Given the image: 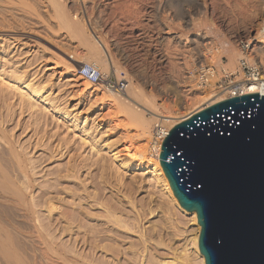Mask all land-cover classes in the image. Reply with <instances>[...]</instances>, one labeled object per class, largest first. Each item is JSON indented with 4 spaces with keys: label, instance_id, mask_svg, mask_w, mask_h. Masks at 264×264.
Returning <instances> with one entry per match:
<instances>
[{
    "label": "rangeland",
    "instance_id": "374dc122",
    "mask_svg": "<svg viewBox=\"0 0 264 264\" xmlns=\"http://www.w3.org/2000/svg\"><path fill=\"white\" fill-rule=\"evenodd\" d=\"M177 1L60 2L67 7L68 16L84 25L105 61L110 56L113 66L105 70L94 62L89 64L106 76L127 80L125 92L112 93L102 84H98L101 90H94L96 84L78 76L77 66L86 64L83 46L62 26L51 5L41 6L34 0H0V28L6 34L0 38V76L19 74L21 81L35 82L47 98L42 112L21 108L18 96H10L0 86V127L8 131L7 136L11 135L19 148L24 145L22 149L29 159H34L37 183L42 185L37 186L55 190L47 203L54 208L51 214L63 215V221H67L61 223L71 227L55 234L58 238L54 247L63 248L69 256L76 254L74 257L84 264L139 260L144 242V264H159L158 259L163 258L173 261L171 264H199L192 244H188L186 254L179 251L181 238L196 233V223L178 212L166 196H161V203L159 188L149 181L145 170L133 169L137 161L129 159L126 151L118 153L121 159H129L125 168L112 159L110 150L129 145L128 136L135 132V126L111 106L104 91L124 97L133 109L151 118L144 148L150 157L148 141L157 121L150 111L178 117L190 109L207 106L205 95L225 94L218 86L225 74V79H242L238 74L241 41L253 47L250 61L255 60L264 73V49L256 50L258 42L253 39L262 22L264 0H205V5L183 17L176 5L186 3ZM96 35L107 52L98 45ZM199 36H205L207 43H198ZM164 57L166 61L162 62ZM200 64L213 68L211 85L200 82ZM190 70L195 77L188 76ZM129 89H134L137 96ZM180 101L187 107L179 106ZM105 139L109 143L101 146ZM93 142L101 146L102 160L93 154ZM186 230L188 234L184 235ZM37 257L35 264H67L46 254L38 253Z\"/></svg>",
    "mask_w": 264,
    "mask_h": 264
},
{
    "label": "water",
    "instance_id": "95a60500",
    "mask_svg": "<svg viewBox=\"0 0 264 264\" xmlns=\"http://www.w3.org/2000/svg\"><path fill=\"white\" fill-rule=\"evenodd\" d=\"M159 160L195 210L205 264H264V95L215 102L174 125Z\"/></svg>",
    "mask_w": 264,
    "mask_h": 264
},
{
    "label": "bare ground",
    "instance_id": "6f19581e",
    "mask_svg": "<svg viewBox=\"0 0 264 264\" xmlns=\"http://www.w3.org/2000/svg\"><path fill=\"white\" fill-rule=\"evenodd\" d=\"M8 1H12V0H8ZM35 1L38 2L39 5H41V4L43 5V3H44V4H47V6H48V4H49L53 7V10L55 9L57 14L55 12H54V14H55V16L57 15L56 17L59 18L58 20L60 21L62 26L65 29L69 30L73 34V36L83 46L84 60L86 61L87 64H89V62H94L99 67H101L102 69H105V70H107V68H109V67L111 68L113 66V63H112L109 55H108V61L107 60L105 61L103 55L99 51H97V48L95 46L94 41L91 39V36L90 37L87 36L88 32L86 31L84 25L78 21H74L70 16H68L69 13H67L68 12L67 7L65 8V6H63V4H61L63 0H34V2ZM65 1H67V0H65ZM174 1L176 2V0H174ZM178 1H177V3H178ZM184 1L185 2H183V3L184 4L186 3V5H187L186 8L184 7L186 5H184V6H182V4L179 6L176 5V8L177 7L180 8V9L177 8V11L179 10L178 14L181 17L190 14L192 9L198 10L199 5H201V4L205 5V0H184ZM38 3H37V5H38ZM180 3H182V2H180ZM261 21H262L261 23L259 22L260 23L259 27L256 28L258 30H256L255 36L253 38L258 42L257 45L255 44L256 48L255 47L254 48L256 50H259V51H262L264 49V10L262 12ZM177 25L179 26L180 24L178 23ZM180 26H179V28H181ZM169 29H170V27H169ZM5 35H6L5 29L0 28V38L4 37ZM96 37L98 39V41H97L98 45L100 47H102L104 49V51L106 50V52H107L105 45L101 42V40L99 39V37L97 35H96ZM199 39H200V41L198 43L201 44V42H203V41L205 42V40L207 38L205 36H199ZM206 43H207V40H206ZM208 43H210V42H208ZM201 45H203V44H201ZM206 45L207 44H204L205 47H207ZM253 51H254V49H253ZM161 60H162V62L166 61L165 57ZM200 65H201V68L203 69L202 72L204 73L203 77H201L202 81L206 82L208 85H211L212 81L214 80L213 71H212L213 68L210 66L208 69H204L205 66L203 64H200ZM0 75H1V73H0ZM18 75L19 74H17L16 77H10V78H9V76H8V78H6L7 77L6 76L5 77L6 79L3 78L4 76L3 77L0 76L1 89L4 90L6 93L10 94V96L12 94H15L12 96L17 95L18 100H16V101L17 102L19 101L17 103V105L20 104L21 108H26V109H27V107H28V109L37 108V110L38 109H39V111L41 110L40 112H42V110L44 111L45 107L43 105L47 104V101H46L47 98L43 97L41 95L40 87L38 85L34 84L35 82H33V81L32 82L31 81L26 82L24 80L21 81V79H19L21 77H20V75L18 77ZM263 75H264V73H263ZM13 76H15V75H13ZM188 76L191 77L194 75L188 74ZM87 85H89V84L85 83L84 87H88ZM93 86H94V90H101V89H98L99 88L98 86H100V85L96 84ZM1 92H3V91H1ZM104 92H105L104 93L105 95L109 96L107 99H108L109 103H111V106L116 111L120 112L124 116V120H126L127 122H129V123L133 124V126H135V129L133 128L135 132H132L128 136L130 139L129 145L122 146V148H120L118 150H115V149L110 150L112 159L115 161H118L120 163V166H122L124 168L126 167V165H127L126 163L129 159L136 160L137 162L133 165V169L134 170H145V173H148L149 181L151 180L152 184L154 183V185H156L157 188H159L158 189L159 191L157 190L159 192V195H160L159 198H161V196H162V198H164L163 196H166L168 198V200L166 199V201H169V200L172 201L178 212H181L185 215L190 216V219L192 220V222L193 223L195 222L197 225L196 233L194 235H190V234L186 235V234H188L187 230H186L187 232L185 234L182 233V235L184 234L186 236L185 237L183 236L184 238L183 237L181 238L182 242L180 244V248H179L180 250L179 251L182 252L183 254H186V251L189 248V247H187V246H189L188 244H192L194 246V248L196 249V251L198 252L199 264H205L204 256L200 252L199 247H198V238H199L201 226L198 223L197 214H196L195 210H190V211L186 210L184 207L181 206V204L179 203V201L175 197L173 190H172V188H171V186L167 180V177H166V175L162 169V166H161V163L159 160V156H158V151H157L155 156H153L150 152L152 157L151 156L148 157L145 154L144 148L146 147L145 144L147 143L146 138H148V134L150 133L149 130H150L151 123H152L151 118L147 119L144 117V114H142L140 111L133 109L127 103V101L124 97H120L117 94L116 95H114V94L111 95V93L109 94V92H112V93H117V92H114L112 90H110L109 92H106V91H104ZM128 92L132 93L134 96H137V93L134 89H129ZM255 92L264 93V83H262L261 85H259V84L256 85L253 82H250V83H247L244 85L242 93L251 94V93H255ZM222 95L216 96L213 94V95H210L211 97L210 96L207 97V95H205V99L208 100V105H211L215 102L223 100L225 98V94H222ZM10 96H9V98H10ZM200 97H202V96H200ZM200 97H199V99H200ZM4 98L6 99L7 97L4 96ZM205 99H202V100H205ZM200 101H201V99H200ZM178 104H179V106H182V108L187 107L186 104H184L181 101ZM188 104H189V102H188ZM203 108L204 107L196 108V109H190V110H188V112H186V113H184L178 117L172 116L170 114L156 113L154 111H150V112H151V114L153 113V117H155L157 120H161L162 122H164L169 127L172 124L176 125L177 123L190 118L193 114L199 112ZM34 110H36V109H34ZM148 110H150V109H148ZM3 120L4 119H2V122H3ZM35 120H38V119H35ZM74 120H75V118L72 117L71 121L74 122ZM152 128H153V126H152ZM5 129H6V127H5ZM84 130H85V128L83 129V134H84ZM7 132L4 131V129L0 127V264H35V261H37L39 258V257H37V259L35 258L36 254H38V253H39V256H40V254L41 255L46 254L50 257H55V259H59L60 262L62 261V263L66 262L67 264H84V262H85L84 260H83L84 262H79L78 261L79 259H77L78 257H74L76 254L73 256H69V252H67L68 253L67 254L65 252V250L64 251L62 250L63 248L60 249L57 246L59 248L58 249L57 247H54V245H55L54 242H55V237H56L55 234H57V233L63 234L64 231L67 229V227L70 224L66 227L65 224L61 223L64 220L63 215L59 216V214H57L58 215L57 216V215L51 214V211L54 208H52L47 203H48V200L50 198V193L55 191V190L52 191L51 190L52 188H51L48 191V190H46L47 187L43 190V189H41L43 187L40 188L37 186L38 184H40V183H37V181L39 182V179L37 180L38 176H37V172H36L37 171L36 168L38 169V166L37 167L35 166V163L33 162L34 159L31 160V158L30 159L28 158V155L26 156V154H27V153L25 154L26 150L24 151L22 149V147L24 145L22 146L21 145L22 143H21L20 146H22V147L19 148V146L16 145L17 143L15 144L16 141L12 140L13 137L11 138V135L7 136V134H8ZM151 136H152V130H151ZM151 136H150V140L148 141V146H149V142L151 141V138H152ZM107 143H109V142H107V140L105 139L101 146H105V145H107ZM18 144H19V142H18ZM90 145H91L90 148L94 152L93 154L96 155V158H98L97 156L100 157L101 156V154H100L101 153V146H99L95 142L91 143ZM110 146H111V144H110ZM160 149H161V146H160ZM122 150L126 151L125 155H127V157L129 158V159H127V161H125L124 159H121L120 155L118 154ZM29 157H31V156H29ZM101 158H103V156L100 157V159ZM97 160H99V159H97ZM143 162H145L146 164L145 163H144V165L138 164V163H143ZM40 173L41 172L39 171V174ZM36 188H37V191H35ZM48 189H49V187H48ZM46 194H49V196H47ZM162 198H161V203L164 202L162 200ZM44 210L48 213V215L46 214L47 215L46 217H43V215L45 216V214L43 213ZM65 221H67V219H65ZM65 221H63V222H65ZM68 221H69V218H68ZM60 223H61V225H58ZM69 227H71V226H69ZM56 230H58V231L56 232ZM69 230H70V228H69ZM66 231H68V229ZM151 231L153 232L154 229L152 228ZM189 233H191V232H189ZM69 234H71V233H69ZM79 235H80V233H79ZM70 236L74 239H77V235L74 236L73 233ZM56 238H58V237H56ZM89 240H90V238H89ZM144 240H146V238ZM142 242H144V241H142ZM76 243H78V242H76ZM144 243H146V242H144ZM144 243H143V249L139 253V255H140L139 260L137 258L134 261L129 260L128 264H144V261H143V259L145 257L144 256V251H145L144 248H146ZM35 244H37V245L40 244L39 246H41V248L40 247L37 248ZM90 244H91V242H90ZM39 249H41V250L39 251ZM41 252H43V253H41ZM69 259H71L73 261H71ZM69 261H71V262L69 263ZM158 262H159V264H171L173 261H171L167 258H163L160 260L158 259ZM36 263L38 264V262H36ZM89 264H92V263H89ZM93 264H95V263H93Z\"/></svg>",
    "mask_w": 264,
    "mask_h": 264
},
{
    "label": "built area",
    "instance_id": "2783aa9c",
    "mask_svg": "<svg viewBox=\"0 0 264 264\" xmlns=\"http://www.w3.org/2000/svg\"><path fill=\"white\" fill-rule=\"evenodd\" d=\"M252 49L253 47H250L249 43H243L242 41L240 42L239 44L240 57L238 59V69H239L238 74L242 76V79L232 80V78L230 79V77L228 79H225L227 77V75L225 74V78H223L218 83V86L224 90V93H225L224 99L244 95L242 91H243L244 85L247 83L253 82L256 85L258 84L261 85L262 83H264V75H263V70L261 66L255 60L250 61V58L253 59V56H254L253 55L254 51ZM205 67L204 69H208L210 66H205ZM202 70L203 69L201 68V65H200L199 66L200 82L207 84L201 79V77H203L204 75ZM212 71L214 74L213 69ZM76 72L78 76H80L83 80L91 84H102L106 88L114 92H117V93L125 92V90L127 89L128 82L125 78H113L111 76H106L92 64L84 63L81 65H78ZM188 74L194 75V72L190 70L188 71ZM229 76H233L232 73H230ZM255 93H261V92H255ZM261 95H264V93H261ZM173 126L174 124L168 127L161 120H157L153 124L152 136H151L152 138L150 141V151L153 156L156 155L157 151H158V156H159L160 150H161L160 146L162 142L164 141L165 137L167 136V134L169 133V130Z\"/></svg>",
    "mask_w": 264,
    "mask_h": 264
}]
</instances>
